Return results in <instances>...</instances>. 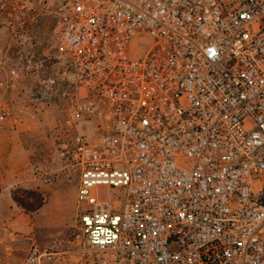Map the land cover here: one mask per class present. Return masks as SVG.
<instances>
[{
    "label": "built area",
    "instance_id": "1",
    "mask_svg": "<svg viewBox=\"0 0 264 264\" xmlns=\"http://www.w3.org/2000/svg\"><path fill=\"white\" fill-rule=\"evenodd\" d=\"M46 22L58 53L37 57ZM0 24L12 85L49 74L42 96L70 100L60 156L90 264H264V0H0Z\"/></svg>",
    "mask_w": 264,
    "mask_h": 264
},
{
    "label": "rangeland",
    "instance_id": "2",
    "mask_svg": "<svg viewBox=\"0 0 264 264\" xmlns=\"http://www.w3.org/2000/svg\"><path fill=\"white\" fill-rule=\"evenodd\" d=\"M32 30L38 43L37 57L58 53L49 41L50 22ZM15 56L10 31L0 24V95L12 109L0 125V161L5 166L0 179V206H11L26 216L16 227L10 223L16 215L2 213L5 223L0 232L10 247L0 249V264H24L33 244L48 247L54 239L61 242L62 253L44 264H90L92 251L82 236L76 207L79 175L76 171L68 173L60 156V139L64 136L60 123L69 116L70 100L59 92L49 99L42 96L49 74L19 78L12 85L9 66ZM51 60L58 69V60ZM68 90L76 91L70 83ZM93 126L89 124L85 131L95 133ZM47 176L50 182L45 181ZM105 192V188L100 190L101 195Z\"/></svg>",
    "mask_w": 264,
    "mask_h": 264
},
{
    "label": "crops",
    "instance_id": "3",
    "mask_svg": "<svg viewBox=\"0 0 264 264\" xmlns=\"http://www.w3.org/2000/svg\"><path fill=\"white\" fill-rule=\"evenodd\" d=\"M5 170V166H4V164L0 161V179H2L3 178V176H4V174H3V171ZM2 213H11V214H15L16 215V217L15 218H13V219H11V224L12 225H14V226H16V227H19V225H17V224H19L21 221H25V217L26 216H24L23 214H20V213H18L17 211H15V209L13 208V207H11V206H9L8 207V209H6V208H2L1 206H0V231H1V228L3 227V225H4V223L5 222H3V218H2ZM7 224V223H6ZM9 224V223H8ZM25 227V225H23L22 226V228H24ZM18 244V243H17ZM16 244V245H17ZM7 247H10V245L8 244V242H6L5 244H3V245H0V249H6Z\"/></svg>",
    "mask_w": 264,
    "mask_h": 264
}]
</instances>
